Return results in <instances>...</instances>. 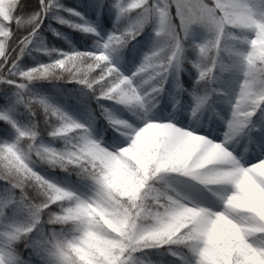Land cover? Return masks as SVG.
<instances>
[{"label":"clouds","instance_id":"1","mask_svg":"<svg viewBox=\"0 0 264 264\" xmlns=\"http://www.w3.org/2000/svg\"><path fill=\"white\" fill-rule=\"evenodd\" d=\"M0 123V264H264V0H0Z\"/></svg>","mask_w":264,"mask_h":264},{"label":"trees","instance_id":"2","mask_svg":"<svg viewBox=\"0 0 264 264\" xmlns=\"http://www.w3.org/2000/svg\"><path fill=\"white\" fill-rule=\"evenodd\" d=\"M70 2H71V0H70ZM108 23H109V21H108L107 19H105V24H108ZM73 35L76 37V39H77V40H79V39H80V37H79V35H78V34H76V33H73ZM85 43H86V42H82L80 46H84V45H85ZM0 128H4V126L2 125V123H0Z\"/></svg>","mask_w":264,"mask_h":264},{"label":"snow or ice","instance_id":"3","mask_svg":"<svg viewBox=\"0 0 264 264\" xmlns=\"http://www.w3.org/2000/svg\"><path fill=\"white\" fill-rule=\"evenodd\" d=\"M4 132H6V128H0V134H3Z\"/></svg>","mask_w":264,"mask_h":264}]
</instances>
